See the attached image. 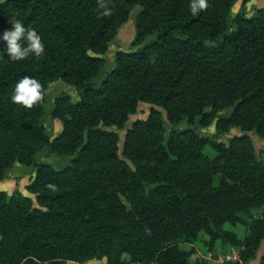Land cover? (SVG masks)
I'll list each match as a JSON object with an SVG mask.
<instances>
[{"label":"trees","instance_id":"16d2710c","mask_svg":"<svg viewBox=\"0 0 264 264\" xmlns=\"http://www.w3.org/2000/svg\"><path fill=\"white\" fill-rule=\"evenodd\" d=\"M239 1L249 0H208L193 15L191 0H0V36L15 20L45 43L41 56L16 62L0 49V182L16 164L36 173L27 187L34 199L0 192V264H193L194 248L180 245H194L201 233L209 253L219 242L240 250L241 262L224 264L256 259L264 215L247 218L264 210V163L246 134L264 139V10L231 18ZM136 6L141 20L158 15L139 21L137 50L118 52L99 86L103 56ZM26 75L42 84L30 108L11 99ZM57 82L80 100L55 98L52 118L63 131L53 139L42 120ZM140 103L152 106L150 116L133 124L120 157L111 129L123 130ZM159 109L173 128L168 137ZM214 122L218 135L232 128L245 135L228 145L202 138L197 127ZM45 151L70 166L39 163ZM228 224L247 226L245 239Z\"/></svg>","mask_w":264,"mask_h":264},{"label":"rangeland","instance_id":"374dc122","mask_svg":"<svg viewBox=\"0 0 264 264\" xmlns=\"http://www.w3.org/2000/svg\"><path fill=\"white\" fill-rule=\"evenodd\" d=\"M7 1V0H4ZM260 10H264V0H249L248 2L244 3L242 1H239L235 4V6L231 10V18L235 17L238 14H244L246 19H252L255 18ZM142 13V7L136 6L130 10L129 16L126 19V21L120 25L119 31L117 35L112 39L110 42V47L108 53L103 56L104 59L107 61V66L104 69L103 74L98 79V85L100 86L104 80L107 78L109 74H111L115 68H116V55L118 52H125V53H133L137 50V47H135V43L138 38V31L137 27L139 24V21L141 20L140 15ZM158 13L154 12L150 16L144 18L141 20L142 23H148L152 24L154 22L155 18L157 17ZM94 56L92 53L90 54ZM59 86V88H58ZM98 86V87H99ZM62 93H68L72 96V100L74 103L79 102L80 98L78 96V93L76 89L64 82H57L50 86L49 92L47 95V104L45 105V115L42 120V124L45 126L48 134L55 139L57 136H59L63 131V126L61 122L54 120L52 118V112L54 109V100ZM151 105L146 103H140L138 105L137 113L130 117L129 122L126 124L125 128L123 130H117V129H111L112 131L116 132L120 138V157L123 156V146L124 141L126 138V135L128 131L132 128L133 124L137 121H145L150 116V109ZM161 110V109H159ZM162 111V110H161ZM232 113L231 110H226L218 114V118H226L230 116ZM162 114L164 116V125L167 129V137L169 136L170 132L173 130V128L170 126L168 121L166 120L165 113L162 111ZM187 126L181 125L177 127L179 130L186 129ZM197 132L202 138H209L210 140L217 142V143H224L228 145L230 142L234 141L236 138L242 137L245 135L241 132L239 128H232L228 134L226 135H218L216 132V122H214L212 125L206 126V127H197ZM250 141L252 142L255 157L258 161H261L264 163V139H260L254 132H249L246 134ZM210 153V152H209ZM38 162L43 164L46 162H49L53 165V167L56 170H64L71 164V159L66 157H57V156H51L48 157L46 151L43 153L42 156L38 158ZM36 177V173L32 171V173L28 175H24L20 178H14L13 181L18 184L19 182H22L24 184L23 189L17 188L13 193L20 192L24 194L25 196H28L32 199L35 197L31 195L27 191L28 185L31 184L33 179ZM13 193L9 194L12 195ZM264 215V210L260 213H254L252 217L247 218L249 222H252L254 220L260 219ZM226 229L231 230L235 232L240 240H244L247 233H248V227L244 225H226ZM209 237L203 233H201L199 237V241L195 243L194 245L190 244H184L181 243L180 249L189 251L192 248L196 251V255L192 257V262L195 264L198 260L201 261H215L218 262V264H224L222 259H225L228 256L232 255V250L237 248H230L225 247L220 242L217 244L215 252L209 253L208 246L206 245V242H208ZM262 246L261 248H263ZM239 250V249H238ZM240 251V250H239ZM241 257V256H240ZM124 262H129L130 258L128 255L123 256ZM66 264H108V260L106 258L104 259H91L86 260L81 263L69 261Z\"/></svg>","mask_w":264,"mask_h":264},{"label":"clouds","instance_id":"9594fccd","mask_svg":"<svg viewBox=\"0 0 264 264\" xmlns=\"http://www.w3.org/2000/svg\"><path fill=\"white\" fill-rule=\"evenodd\" d=\"M208 7V0H191L190 11L193 15ZM4 54L11 61H22L30 55L37 57L45 52V43L38 31L32 26L13 20L12 30L0 36ZM42 98V84L32 76H23L14 87L11 99L13 102L32 107Z\"/></svg>","mask_w":264,"mask_h":264},{"label":"crops","instance_id":"0c3cea01","mask_svg":"<svg viewBox=\"0 0 264 264\" xmlns=\"http://www.w3.org/2000/svg\"><path fill=\"white\" fill-rule=\"evenodd\" d=\"M58 88H59V86H58ZM32 171L33 170L31 168H28L26 166H22L20 164H16L12 169H10L7 172V178L0 182V192H6L8 194H11L17 188L23 189L24 184H22V182H19L20 184H18V183L15 184L13 179L14 178H20L24 175H28V174L32 173ZM263 256H264V247L259 250L256 259H254L252 262H250L248 264H264L262 262ZM240 260H241V258H240ZM236 262H241V261H236Z\"/></svg>","mask_w":264,"mask_h":264},{"label":"built area","instance_id":"2783aa9c","mask_svg":"<svg viewBox=\"0 0 264 264\" xmlns=\"http://www.w3.org/2000/svg\"><path fill=\"white\" fill-rule=\"evenodd\" d=\"M240 251L238 249H233L232 250V255L226 257L225 259H222V261L224 262H236V261H240Z\"/></svg>","mask_w":264,"mask_h":264}]
</instances>
